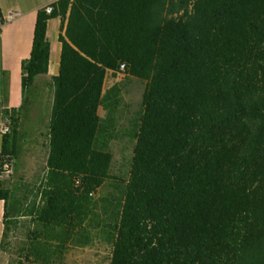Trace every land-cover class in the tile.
Returning <instances> with one entry per match:
<instances>
[{"label": "trees", "instance_id": "1", "mask_svg": "<svg viewBox=\"0 0 264 264\" xmlns=\"http://www.w3.org/2000/svg\"><path fill=\"white\" fill-rule=\"evenodd\" d=\"M54 18L61 54L48 80ZM22 72L0 161L16 172L47 150L23 211L34 225L25 260L61 259L93 230L108 264H264V0H59L38 10ZM118 74L145 82L123 181L109 173L119 91L105 88ZM32 89L39 119L21 131ZM113 181L119 194L89 196ZM0 201L3 250L23 204L2 184Z\"/></svg>", "mask_w": 264, "mask_h": 264}, {"label": "rangeland", "instance_id": "2", "mask_svg": "<svg viewBox=\"0 0 264 264\" xmlns=\"http://www.w3.org/2000/svg\"><path fill=\"white\" fill-rule=\"evenodd\" d=\"M116 86L119 91L118 104L115 109L112 127V136L108 150L112 156L109 173L120 180H126L130 169L133 147L135 143V131L137 117L140 112L142 93L145 82L128 77L125 74H118L114 79H107L105 88ZM39 97L35 89H32L28 96V102L23 116L20 119L21 131L27 129L30 124L39 119L36 109ZM105 112L99 110V116L105 117ZM44 128V122L42 124ZM47 150L38 149L26 160L19 161L17 171L12 168L8 173L0 174V184L10 189L13 198H18L22 205L19 214L11 217V224L5 239V245L1 250V256L7 264H42L34 261L33 257L25 260L26 238L34 225L29 218L24 216L23 211L26 204L31 201L39 181L45 176V162ZM122 186L117 182H108L99 191L94 193L93 200L98 202L100 198L119 194ZM26 195L24 200L22 196ZM14 208L20 207L14 204ZM50 251L57 246L56 240L47 241ZM110 248L104 239L97 235L96 231L88 230L80 244L69 243L62 258L49 253V264H108Z\"/></svg>", "mask_w": 264, "mask_h": 264}, {"label": "crops", "instance_id": "3", "mask_svg": "<svg viewBox=\"0 0 264 264\" xmlns=\"http://www.w3.org/2000/svg\"><path fill=\"white\" fill-rule=\"evenodd\" d=\"M59 0H0V18L12 16L0 27V121L5 110L17 111L23 103L22 63L30 58L34 26L38 10ZM59 18L51 19L46 26L49 43V60L46 79L58 73L61 44ZM3 151V134L0 132V158ZM4 203L0 201V243L4 232ZM0 264H7L1 256Z\"/></svg>", "mask_w": 264, "mask_h": 264}, {"label": "built area", "instance_id": "4", "mask_svg": "<svg viewBox=\"0 0 264 264\" xmlns=\"http://www.w3.org/2000/svg\"><path fill=\"white\" fill-rule=\"evenodd\" d=\"M54 3L48 4L46 6H44L42 9L45 10L46 14H50L52 11V5ZM12 19V16L7 17L6 19H0V27L6 23L9 22ZM119 70L121 73L124 72V65H120ZM0 132L5 135L9 132V119L7 115H4L2 120L0 121ZM9 164L8 163H4L2 164L0 161V171L1 173H8L9 172ZM0 173V174H1ZM90 197H94V192L89 193Z\"/></svg>", "mask_w": 264, "mask_h": 264}]
</instances>
